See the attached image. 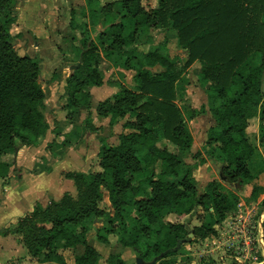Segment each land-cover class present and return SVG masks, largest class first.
Here are the masks:
<instances>
[{
  "label": "trees",
  "instance_id": "1",
  "mask_svg": "<svg viewBox=\"0 0 264 264\" xmlns=\"http://www.w3.org/2000/svg\"><path fill=\"white\" fill-rule=\"evenodd\" d=\"M11 1L0 0V12ZM120 3L121 17L132 18L134 27L126 35L121 22L105 28L101 34L102 43L107 44L103 56L114 66L134 70L135 86H119L111 98L97 104L96 111L109 116L111 122L130 116L132 120L124 124L130 131L121 133L115 145L100 140V172L71 175L78 190L76 199L64 195L59 203L51 202L44 210L36 208L19 221L16 231L22 235L29 254L38 261L64 264L59 251L71 247L75 264H98L102 257L87 243L85 234L91 223L100 220L103 225L96 228L95 235L100 242L108 243V235L117 234L119 244L133 248L143 264H176L177 247L188 235L180 218L201 208L205 215L191 227L192 236L214 237L216 226L238 204L237 192L214 181L200 192L189 173L190 166H183L176 152L158 144L167 141L189 151L192 139L183 110L175 102V67L168 61L165 44L145 53L136 47L142 35L151 43L156 29L174 33L177 46L187 53L185 66L194 62L200 65L198 81L206 90L214 117L207 142L212 145L211 155L222 164L226 180L241 186L264 172V161H254V144L246 132L248 117L259 115V142L264 146V0H157L155 6L148 8L140 0ZM86 5L93 11L94 19L111 8L108 4L96 13L98 0H86ZM15 20V13L0 15V156L14 148L17 138L22 145H30L48 128L41 59L17 52L12 32ZM69 25L78 27L73 11ZM83 38L82 61L66 79L68 109L89 105L85 102L89 97L85 86L102 83L97 69L98 46L89 37ZM256 53L260 54V61L253 64ZM155 64L166 70L156 73L147 68ZM52 144L55 141L47 147ZM156 163V176L145 172ZM8 171L9 164L0 160L2 182ZM260 191L264 193L259 185L253 186L251 198ZM103 196L110 201L108 211L98 208ZM260 208L264 211V195ZM23 220H30L32 225ZM44 222L50 226L38 225ZM262 230L264 236V219ZM260 258L262 263L257 264H264V256ZM106 262L124 264L117 255H109Z\"/></svg>",
  "mask_w": 264,
  "mask_h": 264
},
{
  "label": "crops",
  "instance_id": "2",
  "mask_svg": "<svg viewBox=\"0 0 264 264\" xmlns=\"http://www.w3.org/2000/svg\"><path fill=\"white\" fill-rule=\"evenodd\" d=\"M120 1L98 0L99 5L94 9L96 13L102 7L108 4L111 5V8L104 15H100L97 19L93 18L96 26H100V29H98L100 35L105 28L118 22H121L124 26V35L133 29V19L121 17L123 11ZM85 5V0H16L14 5L15 24L18 25V32L20 31L27 38L26 45L23 48L24 53L31 57L37 56L41 59V85L45 94V103L48 107L44 115L48 128L44 134L38 137L36 142L30 145H22L17 138L14 148L5 150L0 156L1 161L9 164L6 181L2 182L0 180V264H59L56 261H38V259L29 254L27 248L23 245L22 235L16 231L19 221L25 216L30 215L36 208L44 210L51 202L59 203L64 195H69L73 199H76L78 190L75 180L71 175L100 172V140L103 139L108 144L115 145L119 142L118 136L121 133L130 131L124 125L127 120H124V123L120 124L117 120H121L122 118L111 122L109 116L105 117L97 114V104L100 101L111 98L114 93L118 92L120 90L118 83L126 87L131 85L129 87L131 89L135 86L133 80L134 70L114 66L104 58L103 51L99 50L100 57L97 63L102 83L100 85L85 86V92L89 95L85 102H89V105L81 104L78 107L67 108L66 79L77 69L74 65L78 64L83 50L79 53L77 61L74 62L72 58L78 48V37L72 36L73 39L71 37L69 42L64 38V44L59 47L56 46L50 35L55 31L58 24L64 25L63 27L69 28L72 32V28L69 25L71 11L74 13L75 22L78 23L76 25L79 26V19L81 17V23L86 26L88 24V11L82 10L83 16L78 11L79 8ZM20 6L21 9H19ZM22 9L25 11H22ZM92 12L90 11V14ZM84 17H87V20ZM162 32V38L165 40L162 39L160 42L165 44L168 51V61L173 62L174 64H171V66L176 68L180 60L177 59V55L172 56L170 54V48H173L175 45L177 46L175 35L171 31L166 32L164 29H162ZM164 36L167 38H164ZM48 38L50 39L49 42ZM137 50L145 53L149 48L147 50L141 48ZM182 54L185 57V62L187 60V53L185 50H182ZM147 68L156 73L166 70V67L160 64ZM175 87L177 90L178 85L176 82ZM206 100L207 97L204 101ZM176 104L181 107L177 100ZM206 107L208 108V105ZM68 112L71 113L69 117L67 115ZM204 112L206 113V111ZM207 112L212 116L209 109ZM64 121L67 124H63ZM97 122L99 123L95 125ZM117 127L120 128L117 133L118 135L116 134L114 140L109 143L110 138L107 137L109 132L113 137L111 134L113 130L110 129L114 128L115 132V128ZM106 131L108 133L104 134ZM52 141H55L54 145L57 148L55 147V154H51L49 150L52 157H48L46 146ZM192 144L191 152L193 151L194 143ZM199 145L204 146V143L201 142L196 148H200ZM55 155L56 157H54ZM215 161L216 163L218 162L217 160ZM258 176L257 180L260 178L264 180V172ZM25 177L30 182L28 179L25 180ZM26 181L28 185H25ZM259 184L261 185L262 183ZM204 189L205 186L198 187L200 192H203ZM262 198L263 194L256 200V203H259V199ZM98 208L104 211L110 210V207L104 209L99 205ZM231 212L225 216L222 223L218 224L220 227H222L221 224L223 222L225 223L228 220ZM96 221L100 220H95L91 223L86 231L85 237L87 243L94 247L101 257H106L105 259L109 255H117L124 264L136 261V251L128 246H121L118 242L117 234H109L114 235V239H109L108 235V239L111 242L112 240L115 241L109 247H106L105 243L103 244L99 240L94 239V233L96 235V228L98 227ZM101 223L103 225V221ZM38 225L45 228L50 226L47 222L39 223ZM219 233V228H217L216 236L204 238V241L211 242L212 248L210 250H216L222 244V242L218 241L220 238ZM59 252L64 260V264H75V252L73 248L67 247L61 249ZM209 254L214 256L215 251H210ZM222 254L219 257L220 260H225V262L229 263L226 256ZM260 256H264V245L260 249ZM258 261L262 263L261 258ZM258 261L256 260L255 262L258 263Z\"/></svg>",
  "mask_w": 264,
  "mask_h": 264
},
{
  "label": "rangeland",
  "instance_id": "3",
  "mask_svg": "<svg viewBox=\"0 0 264 264\" xmlns=\"http://www.w3.org/2000/svg\"><path fill=\"white\" fill-rule=\"evenodd\" d=\"M22 1V0H21ZM141 4L143 7L148 8V7H153L156 5L157 0H140ZM12 3L13 0L10 2L9 6L4 9L5 11H1L0 15H2L3 13H15L14 10L12 9ZM86 3V0H85ZM21 9V6L20 8ZM82 10H87L88 11V24H86V26H83V23H81V17L79 19L80 22V27L82 26V29L79 28H72V32L69 30V28L67 27H63L64 25L58 24L57 27L55 28V31L50 35V37L53 39V41L55 42L56 46L61 47L64 44L63 39L66 38L67 42H69L70 38L73 37H78V48L76 49V52L72 58V61L76 62L77 61V57L79 55V53L81 52L82 48V41H83V37H89V39H91L94 43L97 44L98 46V50L103 51L104 47L107 45L106 43H102V36L98 33L100 31H98V29H100V26H96L95 24V20L93 19V17H91L90 14V8L86 5L79 8L78 11H80L79 14H81V16H83V11ZM22 11H25L24 9H22ZM87 20V17H84ZM90 23V24H89ZM78 24V23H76ZM18 25L14 24L13 28H12V32L13 34H15V38H14V46L17 50V52L20 55H24L26 53H24V45H26V37L23 36V34H21V32H18ZM105 30V29H104ZM152 42H148V40L146 39L145 35H142L138 38V43L136 44L137 49L141 48V49H153L154 47H156L157 45H159L160 42L163 38V32H162V28L156 29L153 31L152 34ZM72 37V39H73ZM105 37V35H104ZM165 38V36H164ZM49 38H48V42H49ZM165 40V39H163ZM170 54L172 56L177 55V59L180 60V62L177 63V67L175 68V75H176V83L178 85V89L176 91V98H175V102L176 100L178 101V104L181 105L182 108V117L184 118L185 121V125H186V129L187 132L190 133L191 135V147L189 151H182L180 149H178L176 146L172 145L171 143L167 142V141H161L158 144L160 146H167L168 149L176 152L178 158L181 160V163L183 166H190V171L189 173L194 176V178L196 179L197 182V187H204L206 186L209 182L214 181L215 184H218L219 186H223L226 187L227 189H230L232 191H235L239 194V202L240 204L244 205V206H251L252 204L254 205V217H257L260 211V201L261 199H259V203H256V200L264 193L262 191L258 192L257 195L255 196V198H251L250 194H251V190L252 187L255 185H259L261 187V189H264V180L262 178H260L259 180H257L259 178V176L257 177V179L253 180L251 183L245 184V185H236V184H232L230 182H228L226 180L225 175L222 173V164L219 162V164L216 163V159L211 155L213 153H211L212 150V145L211 143L207 142L208 140V131H209V127L214 123V117L210 116V113H208V109L210 110L211 105L209 103V99L207 98L206 101H204V99L207 97L206 94V90L203 89L200 86V82L198 81V74H199V70H200V65L195 62V63H191L190 65L185 66L184 63V59L185 57L182 54V50L180 47L178 46H173V48H170ZM260 61V54H255L253 56V60L252 63L256 64L259 63ZM184 62V63H183ZM172 63V62H171ZM174 64V63H173ZM125 78V75H124ZM123 78V81H124ZM44 80V79H43ZM261 91L264 93V74L262 75V79H261ZM119 82V81H117ZM119 86H123L121 85V83H118ZM128 86V85H127ZM128 87H131L128 86ZM205 90V91H204ZM196 93V95H194ZM187 101H186V98ZM206 105H208V108L206 107ZM203 109L205 112H201V109ZM203 113V114H202ZM205 113V114H204ZM259 116V115H258ZM258 116L256 114L251 115L250 117H248L247 119V127H246V132H247V137L248 140L254 144V148H255V157H254V161L259 162V160H263L264 161V146L262 144H260L259 142V137L261 136V130H260V123H259V119ZM212 117V118H211ZM213 119V120H212ZM130 121L131 117L130 116H124L121 120H117L118 123L122 124L124 123L123 121ZM67 124V122H63V124ZM99 122L95 123L98 124ZM102 127V126H100ZM116 131L114 132V128L110 129L113 130V133H111L113 135V137L110 135V132L108 134L107 137L110 138V141L114 140V136L119 132L120 128L117 127L115 128ZM108 131H106L104 134H107ZM118 135V134H117ZM201 142L204 143V146L199 145L200 148H196L198 147V144H200ZM51 143V142H50ZM48 143V144H50ZM192 143H194L193 146V151L191 152L192 149ZM64 146V145H63ZM61 146V147H63ZM55 147L57 148L56 145L52 144L50 147L46 146V150L48 152V157H52L51 154H55L54 151ZM51 154H50V152ZM56 157V155L54 156ZM159 171V167L157 165V163L155 165L149 166L145 172L146 173H150L152 174V176H156L157 173ZM210 175V176H207ZM264 178V176H263ZM25 180H27L28 178L25 177ZM212 179V180H210ZM29 181V179H28ZM30 182V181H29ZM136 183V182H135ZM259 183H262L261 185ZM25 185H28V182L26 181ZM85 187V183L83 184ZM83 187V188H84ZM82 188V189H83ZM261 194V195H260ZM77 202V200H76ZM110 201H108V197L107 196H103V199L98 201V205L102 208H106L107 209L110 207ZM251 204V205H250ZM111 208V207H110ZM109 208V209H110ZM201 215H205V211L202 210L201 208H197L192 215H187L183 218H180L178 221L185 223V225L187 226V230H188V235H186L185 237V241H183V243L177 247V254L174 256V258H176V264H229L227 262H225V260H220V254L223 253V251H225V245L224 243L226 242V240L224 241V238H226V234L224 235L223 238V234L220 235L219 238V242H223V244H220L219 247L217 245H214L215 247H218L216 250H210V248H212L211 242H206L204 241L205 239H201V238H193L192 233H191V227H193L194 225H198L200 223V220H202L200 218ZM172 218V217H171ZM170 218V219H171ZM172 220V219H171ZM174 220V219H173ZM23 223H27L29 226L32 225L31 221H27L24 222V220L22 221ZM96 225L100 226L102 225L101 221H96ZM223 227V225H221ZM219 228V231H221L222 229L220 228V225H218L216 227V229ZM224 229V228H223ZM224 231V230H222ZM227 233V232H226ZM114 235H109V239H114ZM94 239H96L95 233H94ZM108 239V243H105L106 247L110 246L111 243L115 242L114 240H112V242ZM104 244V243H103ZM214 249V248H213ZM257 249V248H256ZM210 251H215V255L212 256L210 253ZM257 253L255 254V258L256 260L258 259V257H260V250L259 248L257 249ZM230 255V254H228ZM137 257H139L138 253H137ZM106 257L102 256V258L99 260L98 264H108L106 262ZM256 260H253L254 262L251 264H257L255 263ZM129 264H140L137 263L136 261H132ZM142 264H143V259H142ZM248 264V263H247Z\"/></svg>",
  "mask_w": 264,
  "mask_h": 264
},
{
  "label": "built area",
  "instance_id": "4",
  "mask_svg": "<svg viewBox=\"0 0 264 264\" xmlns=\"http://www.w3.org/2000/svg\"><path fill=\"white\" fill-rule=\"evenodd\" d=\"M253 210V204L251 206H244L238 203L229 215L228 220L221 224L223 227L220 228L224 231L221 230L219 235L223 234V238L225 234L227 236L224 238V241L226 240L224 243L225 251H223L222 255L226 256L230 264L253 263V260H256L255 254L258 252L257 249L259 248L260 250L264 245L262 230L264 211L260 210L259 215L254 217Z\"/></svg>",
  "mask_w": 264,
  "mask_h": 264
},
{
  "label": "water",
  "instance_id": "5",
  "mask_svg": "<svg viewBox=\"0 0 264 264\" xmlns=\"http://www.w3.org/2000/svg\"><path fill=\"white\" fill-rule=\"evenodd\" d=\"M81 61H82V53H81V55H80V58H79V62H78V64L74 65V67L77 68V67L79 66V64H80ZM160 256H161V255H160ZM160 256H159L158 258H160ZM155 261H156V259H154V260L152 261V263H154ZM136 262L142 264V258H141V257H137V258H136Z\"/></svg>",
  "mask_w": 264,
  "mask_h": 264
}]
</instances>
